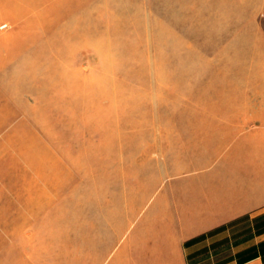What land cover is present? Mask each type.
Returning a JSON list of instances; mask_svg holds the SVG:
<instances>
[{
  "label": "rangeland",
  "instance_id": "rangeland-1",
  "mask_svg": "<svg viewBox=\"0 0 264 264\" xmlns=\"http://www.w3.org/2000/svg\"><path fill=\"white\" fill-rule=\"evenodd\" d=\"M231 26L233 0H0V175L124 189L109 198L127 229L103 261L143 264L174 179L215 173L217 129L178 110L233 106L249 77L213 66ZM258 72L251 91L264 94ZM87 194L61 202L101 199Z\"/></svg>",
  "mask_w": 264,
  "mask_h": 264
},
{
  "label": "crops",
  "instance_id": "crops-1",
  "mask_svg": "<svg viewBox=\"0 0 264 264\" xmlns=\"http://www.w3.org/2000/svg\"><path fill=\"white\" fill-rule=\"evenodd\" d=\"M220 36L218 75L233 72L234 79L240 68L249 78L233 92V106L178 110L217 129L218 163L215 173L174 179L165 205L153 209L157 240L140 244L143 264H264V94L251 91L264 68V0H233V27ZM0 181V264H105L110 237L127 229L109 198L124 189L63 193L31 187L29 175ZM85 194L101 199L62 203L63 195Z\"/></svg>",
  "mask_w": 264,
  "mask_h": 264
}]
</instances>
